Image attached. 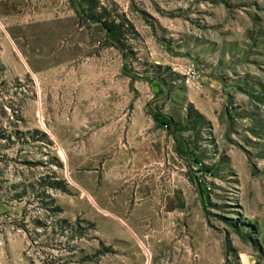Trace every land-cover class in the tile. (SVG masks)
<instances>
[{"label": "rangeland", "instance_id": "rangeland-1", "mask_svg": "<svg viewBox=\"0 0 264 264\" xmlns=\"http://www.w3.org/2000/svg\"><path fill=\"white\" fill-rule=\"evenodd\" d=\"M0 264H264V0H0Z\"/></svg>", "mask_w": 264, "mask_h": 264}, {"label": "crops", "instance_id": "crops-1", "mask_svg": "<svg viewBox=\"0 0 264 264\" xmlns=\"http://www.w3.org/2000/svg\"><path fill=\"white\" fill-rule=\"evenodd\" d=\"M176 135H173L171 132H169L166 129L158 128L157 126H154L150 130H144L142 132V141H133L124 144L123 149L125 154H118L115 153L110 157L109 160H115V161H124V162H135L137 164L141 165H170V164H177L180 162H183L188 155V147H186L184 139L182 140V143L175 142ZM175 142L174 145L171 146V149H173L174 156H165V151H167L165 144L167 142ZM178 141V140H177ZM158 142V143H157ZM122 155V157H121ZM144 172H147L144 175H150L147 178H144L142 182L138 183L137 187L134 189V191H155V192H170V189H159L156 190L155 185V179L152 180L150 171L153 170V168L146 166L143 168Z\"/></svg>", "mask_w": 264, "mask_h": 264}]
</instances>
